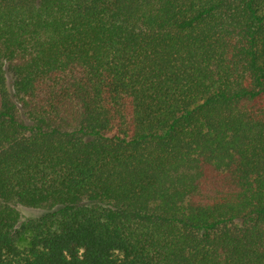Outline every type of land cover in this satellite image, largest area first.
I'll use <instances>...</instances> for the list:
<instances>
[{"label": "trees", "instance_id": "obj_1", "mask_svg": "<svg viewBox=\"0 0 264 264\" xmlns=\"http://www.w3.org/2000/svg\"><path fill=\"white\" fill-rule=\"evenodd\" d=\"M0 264H264V0H0Z\"/></svg>", "mask_w": 264, "mask_h": 264}, {"label": "rangeland", "instance_id": "obj_2", "mask_svg": "<svg viewBox=\"0 0 264 264\" xmlns=\"http://www.w3.org/2000/svg\"><path fill=\"white\" fill-rule=\"evenodd\" d=\"M16 209L19 211L20 214L19 225L31 219H39L40 217L46 214L45 210H40V209H29L21 206H16ZM29 236H30L29 233H25L19 237L18 246L21 249L27 248L29 246L30 244Z\"/></svg>", "mask_w": 264, "mask_h": 264}]
</instances>
